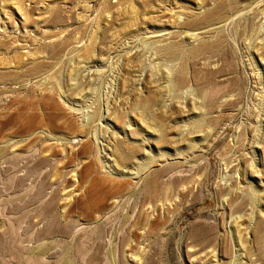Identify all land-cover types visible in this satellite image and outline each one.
<instances>
[{"label": "rangeland", "instance_id": "1", "mask_svg": "<svg viewBox=\"0 0 264 264\" xmlns=\"http://www.w3.org/2000/svg\"><path fill=\"white\" fill-rule=\"evenodd\" d=\"M0 264H264V0H0Z\"/></svg>", "mask_w": 264, "mask_h": 264}, {"label": "bare ground", "instance_id": "2", "mask_svg": "<svg viewBox=\"0 0 264 264\" xmlns=\"http://www.w3.org/2000/svg\"><path fill=\"white\" fill-rule=\"evenodd\" d=\"M153 179H154V178H153ZM153 179H152V180H153ZM152 180H151V181H152ZM154 182H155V181L153 180V181L151 182V184L153 183V185H155V183H154Z\"/></svg>", "mask_w": 264, "mask_h": 264}]
</instances>
